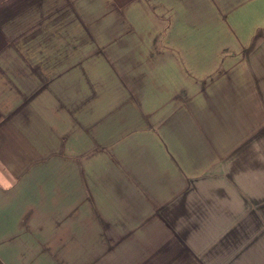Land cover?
Masks as SVG:
<instances>
[{
    "label": "crops",
    "instance_id": "1",
    "mask_svg": "<svg viewBox=\"0 0 264 264\" xmlns=\"http://www.w3.org/2000/svg\"><path fill=\"white\" fill-rule=\"evenodd\" d=\"M0 264H264V0H0Z\"/></svg>",
    "mask_w": 264,
    "mask_h": 264
}]
</instances>
